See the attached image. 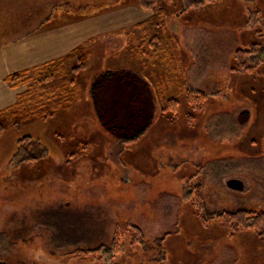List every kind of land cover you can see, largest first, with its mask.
<instances>
[{
	"label": "rangeland",
	"instance_id": "obj_1",
	"mask_svg": "<svg viewBox=\"0 0 264 264\" xmlns=\"http://www.w3.org/2000/svg\"><path fill=\"white\" fill-rule=\"evenodd\" d=\"M156 2L173 45L163 59L143 60L136 26L155 12L138 0H0V46L53 30L91 42L92 53L71 109L0 135V264H264V235L218 219L264 211V0L192 10L186 0ZM240 50L252 54L233 73ZM171 80L208 100L165 112ZM26 137L37 143L21 150ZM22 157L41 160L22 166ZM233 180L244 190L230 189ZM59 207L84 219L89 240L59 247L67 220L46 227L40 216ZM128 222L142 245L105 263L68 257L109 245Z\"/></svg>",
	"mask_w": 264,
	"mask_h": 264
},
{
	"label": "trees",
	"instance_id": "obj_2",
	"mask_svg": "<svg viewBox=\"0 0 264 264\" xmlns=\"http://www.w3.org/2000/svg\"><path fill=\"white\" fill-rule=\"evenodd\" d=\"M187 8L197 9L208 5L214 0H186ZM139 6L143 10L154 11V16L148 21L142 22L136 26L143 35V48L140 49V55L143 60L163 59L166 53H171L172 47L171 36L166 32L164 22L165 10L157 6L156 0H138ZM83 19L85 17H82ZM82 18H77L82 19ZM86 19V18H85ZM49 19L46 23L50 22ZM128 36V35H126ZM132 39V37L129 35ZM91 42H85L79 47L72 50L58 63L49 62L38 66L32 70H26L10 75L5 79V83L12 89H19L23 86H28L27 90L18 96L16 104L0 113V135L5 134L15 127H20L33 120L48 121L54 119L64 109H71L76 102L81 98L82 91L78 81L80 72L86 70L87 65L92 57L90 50ZM251 52L238 51L234 59V67L232 72L235 73L241 68H244L241 62L242 57L251 55ZM155 58V59H154ZM32 71H35V77L32 79ZM249 73V72H248ZM209 96L205 93L194 92L185 88L179 80H171L162 89L161 107L165 112H173L175 116L180 113L182 101L184 100L187 106L193 110L201 109L202 104L208 100ZM48 103H44V101ZM176 113V114H175ZM147 130V129H146ZM139 133L133 139H124L121 144H134L146 132ZM37 143L32 137H26L18 142V146L25 148V145ZM22 150V149H21ZM20 150V151H21ZM19 154L15 156L17 159ZM41 159L37 157L25 158L20 160L21 165L31 162H39ZM199 190V188H198ZM200 193V192H199ZM201 196V195H200ZM199 196L197 201L198 212L201 213L204 209L203 199ZM42 224L46 227H56L52 224L53 220H67L69 226L67 230H62L58 226L56 237L54 240L60 242L59 247L78 246L90 239L91 231L86 227L84 219L79 215L73 214L72 211L62 208H50L40 212ZM218 219L227 224L236 225L239 230H253L259 236L264 235V211L247 212L239 211L236 213L221 214ZM56 229V228H55ZM80 233V235H78ZM144 236L140 228L133 226L131 223L117 224L111 243L109 245H101L95 250L76 251L68 255L74 257L79 255L83 260L89 262H110L113 261L123 251H128L134 246L143 244Z\"/></svg>",
	"mask_w": 264,
	"mask_h": 264
},
{
	"label": "crops",
	"instance_id": "obj_3",
	"mask_svg": "<svg viewBox=\"0 0 264 264\" xmlns=\"http://www.w3.org/2000/svg\"><path fill=\"white\" fill-rule=\"evenodd\" d=\"M53 30L41 31L38 35L27 36L8 45L0 46V113L13 107L23 87L12 89L5 79L12 74L32 70L48 61L67 55L81 42L74 43L71 37H55ZM73 45V46H72ZM70 49L69 51H67ZM68 52V53H67ZM153 67V62H152ZM153 70V68H149ZM147 131L143 134V136Z\"/></svg>",
	"mask_w": 264,
	"mask_h": 264
},
{
	"label": "water",
	"instance_id": "obj_4",
	"mask_svg": "<svg viewBox=\"0 0 264 264\" xmlns=\"http://www.w3.org/2000/svg\"><path fill=\"white\" fill-rule=\"evenodd\" d=\"M228 187L235 191L244 190V184L239 180H233V181L228 182Z\"/></svg>",
	"mask_w": 264,
	"mask_h": 264
}]
</instances>
